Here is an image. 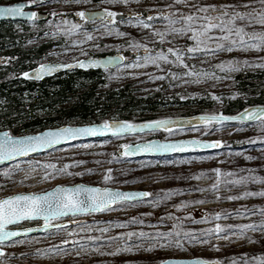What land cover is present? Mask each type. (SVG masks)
<instances>
[{"label": "rangeland", "instance_id": "obj_1", "mask_svg": "<svg viewBox=\"0 0 264 264\" xmlns=\"http://www.w3.org/2000/svg\"><path fill=\"white\" fill-rule=\"evenodd\" d=\"M14 1L21 0H0L2 3ZM22 1L27 2V0ZM36 2L39 4L36 7L39 12L48 16L43 26L50 28L42 35L29 39L26 46L50 39L63 38L66 41L63 45L50 49L41 62H69L91 57L92 51L103 46L105 50L117 48L116 52L125 56L123 64H132L137 55L140 57L144 55L143 48L136 46L137 41L140 44H148L152 54H155L157 49L166 52L169 47L183 48L195 42L190 38L191 33L185 35L170 33L162 43L157 33L153 31V29L164 30L167 27L162 17L150 21L151 27L146 28L135 22L128 23L127 14L138 13L141 18L149 22L147 17L156 12H169L176 8L186 12L189 10V5L198 7L200 4L243 5L246 0H186V3H176V0H127V3L123 0H36ZM166 5L174 7L169 9L165 7ZM248 7L259 8V0L249 4ZM96 8L111 9L118 15H124V18H116L113 24H108L102 19L92 20L85 25L82 22L80 23L82 29L79 32L69 36L57 31L53 35L57 26L66 27L63 23L65 19L77 22L74 16L78 10H99ZM53 12L56 15H53ZM132 19L135 20V17ZM121 20L126 22L121 23ZM29 25L31 28H37L35 21ZM101 25H107L113 34L98 35L106 30ZM252 27L257 29L261 26L257 24ZM15 29L20 30V27L17 25ZM85 30L93 33V39L86 40L83 44H74L72 42L74 39L84 37ZM116 30L126 35H116ZM119 47L124 48L128 53L120 51ZM232 51H238L244 57L260 55L259 50L249 47L234 48L231 51H212L208 54L200 51L185 56L193 63L189 67L194 66L193 70L197 73L203 70L211 74L207 76L183 75L187 69L179 64H173L172 55L169 56L168 61L160 62L158 65H144L141 59L140 67L119 65L107 69L105 73L109 84L130 83L138 93L158 90L159 84L166 85L167 89L164 90L166 93L200 87L208 90L213 87L217 89L224 87L228 81L206 70L211 62H216L219 57L232 55ZM194 63H199L201 66L196 69ZM248 67L259 66L250 64ZM171 72L177 73V77L173 78ZM150 76L157 78L151 79ZM193 80L199 82H192ZM176 112L169 110L164 114L165 116L151 119L185 116ZM206 113L212 114V112ZM254 122L257 121L218 122L211 123L210 126L180 128L168 132L77 141L1 165L0 170L11 167L12 171L9 176H5L0 171V198L19 192H41L57 184L76 182L142 190L152 196L132 202H118L101 213L54 219L53 224L62 222L66 224L0 244V247L5 249L4 253L0 254V264H156L166 258L193 257L219 259L221 264H264V229L259 226L264 220V215L260 212V209L264 208V196L240 195L245 191L259 192L264 189V181L254 179L255 176H264V140L255 139L257 136H264V128L255 127ZM153 137L161 139L196 137L222 141V143L209 151L173 154L166 157L131 159L118 153L124 144ZM239 139L255 140L242 143L238 147L233 146V142ZM249 156L253 159H248ZM72 161H83V163L73 164ZM17 163L19 167H16ZM47 163L55 164L58 169L64 164H68L69 167L58 175L52 173L51 179H45L43 173L51 171L46 168ZM216 168L222 170L219 173L218 184V174L213 171ZM109 169H111L110 173H108ZM106 174L111 176L110 180H104ZM241 177H249V179L236 183L235 181ZM213 184H217L215 190L211 187ZM181 204L183 206L178 207ZM245 208L250 211L245 212ZM216 213L220 214L219 218ZM249 223L257 224V228L232 227L230 230L223 229L218 234L214 230L211 234L205 231L215 224L235 226ZM41 224V220H36L28 224L21 223L15 228ZM104 228H107V231H103ZM81 229L86 230L81 231ZM157 229L161 232L171 230L172 235L167 238L157 236ZM177 231L180 232L179 236L176 235ZM129 232L133 233L131 237L118 235ZM140 232L149 235L140 236ZM90 237L97 239L92 240L89 239ZM177 239L181 241L180 246L175 243ZM64 241L67 243H63ZM53 248L56 250L52 251ZM117 248L121 251L117 252ZM128 248L132 250H126Z\"/></svg>", "mask_w": 264, "mask_h": 264}, {"label": "snow or ice", "instance_id": "obj_2", "mask_svg": "<svg viewBox=\"0 0 264 264\" xmlns=\"http://www.w3.org/2000/svg\"><path fill=\"white\" fill-rule=\"evenodd\" d=\"M127 3V0H123ZM256 2V0H246L243 5L236 4H200L198 7L189 5L188 11H183L176 8L174 11L169 12H156L154 15L145 19L141 18L138 13H130L128 23L135 22L136 24H142L146 28L151 27L150 21L156 17H162L167 27L164 30L153 29L157 33L158 39L163 43L170 33H176L179 35H185L191 33V39L195 42L193 45L186 47H169L167 51L155 50V54H152V50L148 44H140L138 41L135 42L138 48H143L144 55L140 57L137 55L136 60L132 64H123L122 56L108 57L107 60H74V64L81 68H89L91 66L102 64L107 70L110 65L118 64L120 67H140V61L143 60L144 65H158L160 62L169 60V56L172 55V63L183 65L187 71L183 75L189 76H207L210 73H205L203 70L197 73L193 70V67H189L185 63L184 57L186 55L195 54L203 51L206 54L212 51L228 50L231 51L233 48H253L262 49L264 48V0H259V8H249L248 5ZM28 4L36 3V0H27ZM176 3H186V0H176ZM25 7L24 3H13L8 5L0 6V17H28L29 19L38 16L36 12L23 11ZM169 9H172L173 5H166ZM53 15H56L53 12ZM76 16L83 20H95L97 17H103L108 24H113L118 13L111 9H103L101 11L89 12L84 9H80L75 13ZM135 17V20L132 19ZM238 20H246L247 24H238ZM121 23L126 21L121 20ZM63 23L66 25L64 28L57 26V29L53 32V35L57 31L63 32L65 35H72L73 33L79 32L82 29V25L78 22H73L65 19ZM260 25L259 29L252 27L253 25ZM105 27V32L98 35H112L113 31L107 28V25H101ZM116 35H126L119 30L115 31ZM93 39V33L84 31V37L81 39H74V44H83L86 40ZM214 45V47H210ZM95 46V45H93ZM248 60L245 59L242 64L248 66ZM72 64L67 63H41L35 69L30 71L21 72L20 75L23 77L32 78L31 74H34V78L40 79L45 74H51L56 69L69 68ZM264 66V65H261ZM215 67L227 70L237 71L241 67V62L235 58L221 61ZM127 75H136L137 73H126ZM173 78L177 77V73L171 72ZM151 79L157 77L150 76ZM192 82H199L193 80ZM215 96V94H213ZM219 99V97H216ZM197 120L203 121L206 126H210V122L216 121H258V126L264 128V106H252L243 109L241 113L236 115H224V114H202L196 117ZM188 123L189 121H184ZM176 123L171 118H161L157 120L147 121L140 124L133 123L131 121H116V120H103L100 123H91L83 125H71L64 124L59 127H49L43 131L36 132L30 135H13L9 131L0 133V161H6L13 157L21 155H27L28 153L34 152L38 149H48L55 147L61 141H69L75 138L88 137L101 132H110L116 135L122 134L125 131H135L136 129H155L164 128L166 131H171L168 128L169 124ZM182 127V125H181ZM256 140H264V136L255 137ZM103 142V141H102ZM222 141H201L196 138L181 141H150L147 144H137L134 147L128 144H124L122 147L125 149V155L130 154L132 151H144V152H168L173 151L179 147H193L203 148L211 147L213 145H219ZM248 159H253L249 156ZM35 163V162H30ZM71 163H83V161H72ZM16 167H19L17 163ZM68 164H64L61 168H57L55 164L47 163L46 168L51 171H45L43 176L45 179H51L52 173L60 174L67 170ZM5 176L11 174L12 168L6 167L2 170ZM91 171V170H89ZM218 174L217 184L219 183V173L221 169H213ZM111 169L108 170V173ZM71 174V173H69ZM111 176L106 174L104 180H110ZM249 179V177H241L236 180V183L242 182ZM255 180L264 181V176H255ZM217 184H213L211 187L215 190ZM171 192L172 190H168ZM168 193H165L167 195ZM150 193L145 191H120L109 187L92 186L84 183H77L73 185L57 184L50 190L41 192H28L8 195L4 198H0V244H3L6 239L15 237L17 233L9 229V225L13 222H18L26 218L30 219L33 217L43 218L44 229L59 228L61 225L53 224L52 221L57 218L66 216L67 214H79L88 212H100L102 210L109 209L112 205L118 202H131L133 199L143 198L149 196ZM241 196H264V189L259 192H242ZM234 199L235 197H228ZM183 205H178L182 207ZM245 212H249V209H244ZM262 215H264V208L260 209ZM219 218V213L215 214ZM135 219V218H133ZM264 229V220L259 225ZM232 227H239L240 229H256L257 224H241V225H221L215 224L213 227L206 229L208 234H211L213 230L215 233H220L223 229H231ZM86 229H81L84 231ZM91 230V229H87ZM25 232L30 229H24ZM75 231V229H73ZM103 231H107L104 228ZM119 236L127 235L131 237L133 233H120ZM140 236L149 235L148 233L140 232ZM157 236L170 237L172 231L161 232L159 229L156 230ZM179 236L180 232H176ZM187 235V233L185 234ZM194 239V237H189ZM89 239L95 240L96 237H90ZM112 239V238H107ZM167 242V240H165ZM63 243H67L64 241ZM177 246L181 245V241L177 239L175 241ZM152 245H150L151 247ZM55 251L56 249H51ZM131 251L132 249H126ZM5 249L0 247V254H3ZM42 252L43 250H37ZM117 252L121 251L120 248L116 249ZM79 255V253H77ZM159 264H221L219 259L209 260L195 258L191 260L183 259H168L161 260Z\"/></svg>", "mask_w": 264, "mask_h": 264}, {"label": "trees", "instance_id": "obj_3", "mask_svg": "<svg viewBox=\"0 0 264 264\" xmlns=\"http://www.w3.org/2000/svg\"><path fill=\"white\" fill-rule=\"evenodd\" d=\"M30 23L0 21V55L5 57L0 63V130L7 129L13 135L105 119L140 121L165 116L169 110L177 111L178 115L201 112L235 114L247 106L264 104V66H261L264 65V48L259 49V56L244 57L238 51H232V55L211 62L206 71L226 79L228 84L210 90L200 87L166 93V85L159 84L158 90L138 93L130 83L109 84L106 69H73L41 79L23 77L21 72L41 63L50 49L66 42L59 38L26 46L29 39L42 35L50 28L43 26L44 20L36 22V29L31 28ZM237 23L247 24L246 20H238ZM17 25L20 30L15 29ZM116 50H105L99 46L90 55L112 54ZM119 50L126 52L121 47ZM233 58L241 62L239 70L227 71L215 67L221 61ZM184 59L188 66L193 65L186 57ZM245 59L249 62L248 66L259 67L243 66ZM194 64L196 69L201 66ZM254 126L258 127V121L254 122ZM254 140H235L233 146Z\"/></svg>", "mask_w": 264, "mask_h": 264}, {"label": "water", "instance_id": "obj_4", "mask_svg": "<svg viewBox=\"0 0 264 264\" xmlns=\"http://www.w3.org/2000/svg\"><path fill=\"white\" fill-rule=\"evenodd\" d=\"M13 3H24L25 4V7H24L23 11H26V12H33L34 11L33 9H31L30 5H28V3L26 1H22V0L21 1H14V2H10V3H2V2H0V6H2V5H8V4H13ZM101 10L102 9H99V10H87V11H89V12H95V11H101ZM123 16L124 15L120 14V15H117L116 18L119 19V18H122ZM127 16H129V14H127ZM46 17H47V14L46 13L38 12V16L36 18L37 19H41V18H46ZM101 18H103V17H97L96 19H101ZM32 19H29L28 17H21V16H16V17H0V21H2V20L22 21V20H32ZM112 56H122L124 58L122 60V63L125 60V56L123 54H121V53L104 54V55H99V56H94V57H85V58H80V59H77V60L94 59V60H102L103 61V60H107L108 57H112ZM2 59H3V57H0V63H1ZM41 63H52V64H55V63H67V64H72L73 65L72 67H69V68L56 69L53 73H51V74H45L41 78L47 77V76H52V75H55V74L60 73V72L71 71L73 69H105L102 64L95 65V66H91L89 68H81L78 65H75L74 64V61H69V62H41ZM41 63H39V64H41ZM39 64H37L36 66L28 69L27 71H30L31 69L37 68L39 66ZM117 66H119V65L118 64H113V65H110L109 68H115ZM31 76H32V78H34V74H31ZM252 106H264V104H257V105H252ZM252 106H247L244 109L249 108V107H252ZM242 110H240L237 113H241ZM237 113H235V114H224V115H236ZM202 114H207V113H195V114H189V115H185V116L167 117V118H171L172 121L176 122V123H173V124H169L168 125V128L171 129V130H173V129H180V128H188V127H201V126L205 125V123L203 121L197 120L196 117H198V116H200ZM215 114H218V113H215ZM159 119H161V118H159ZM108 120L130 121V120H127V119H108ZM152 120H157V119L143 120V121H137V122L131 121V122L140 124V123L147 122V121H152ZM184 121H189V122L188 123H185ZM221 122L225 123V122H239V121H221ZM244 122H250V121H244ZM91 123H100V122H88V123L71 124V125H83V124H91ZM211 123H218V122L213 121V122H210V124ZM181 125H182V127H181ZM59 126H61V125H59ZM59 126H54V127H59ZM46 128H49V127H46ZM46 128H44V129H46ZM44 129L39 130V131H36V132L43 131ZM5 131H8V130L7 129H1L0 130V133H3ZM159 131L168 132L164 128H155V129H144V130L136 129L135 131H125L124 133L119 134V135H116V134H113V133H110V132L96 133L95 135H91V136H88V137H80V138H75V139L69 140V141H61L55 147H52V148H48V149H38V150H36L34 152L28 153L27 155H21V156H18V157H13V158H11L9 160H6V161H0V166L1 165H4V164H7V163H10L12 161L18 160V159H22V158H26V157H30V156H34V155H38V154H42V153L47 152V151H49V150H51L53 148H57V147H60V146H64V145L73 143L75 141L93 140V139L104 138V137L139 135V134L159 132ZM36 132L19 134V135H16V136H20V135H30V134H34ZM192 138H196V137H183V138H174V139H161V138H158V137H153V138H150L148 140H140V141H137V142H131V143H128V145L134 147L137 144H147L150 141H160V142H163V141H181V140H189V139H192ZM196 139L201 140V141H217V140H207V139H203V138H196ZM215 146H217V145H213L211 147H203V148L179 147V148H177V149H175L173 151H168V152H144V151H135L134 150V151H132L128 155H125L124 154L125 153V149L122 147L120 150H118V153L120 155H123V156H125L127 158H131V159H133V158H141V157H150V156L151 157H165V156H170V155H173V154L182 155V154H187V153H191V152H195V151H197V152H199V151L200 152H202V151H209L212 148H214ZM77 183H82V182H76L74 184H77ZM84 184H86V183H84ZM66 185H73V184H66ZM89 185H92V186H100V187H109V188H113V189H118L120 191H142V190H134V189H121V188H118V187H111V186H101V185H93V184H89ZM50 189H47V190H50ZM19 193H28V192H19ZM14 194H18V193H14ZM144 198H146V197L133 199L132 201L142 200ZM113 206L114 205H112L110 208H112ZM106 210H108V209H106ZM103 211H105V210H102L100 212L79 213V214H75V215H83V214H90V213H101ZM75 215H73V214H67L66 216H63L61 218H67L69 216H75ZM36 220H41L42 221V224L41 225H43V218L42 217H33V218H30V219L26 218L24 220H21V221H18V222H13L12 224H10L8 226L9 229L12 230V231H15L17 233V235L15 237H10V238L6 239L4 243H7V242H9V241H11V240H13L15 238L23 237V236L30 235V234H34V233H38V232H43V231L49 230V229H54L52 227H50L48 229H44L43 227H41V225L28 226V227H23V228H15L17 225H19V224H21L23 222H30V221H36ZM55 224H59L62 227L66 223L65 222H62V223H55ZM24 229H30V231L25 232ZM195 258H201V257H193V258H166V259H163V260H168V259L191 260V259H195ZM201 259H203V258H201ZM156 264H159V262L156 263Z\"/></svg>", "mask_w": 264, "mask_h": 264}, {"label": "flooded vegetation", "instance_id": "obj_5", "mask_svg": "<svg viewBox=\"0 0 264 264\" xmlns=\"http://www.w3.org/2000/svg\"><path fill=\"white\" fill-rule=\"evenodd\" d=\"M28 5H30V7H31V9H33L36 13H38L39 12V10L36 8L39 4H38V2H36V3H33V4H28ZM96 9H99V8H96ZM103 10V9H102ZM48 17V16H47ZM46 17V18H47ZM75 18H76V20H77V22H79V23H82L83 25H85V24H88V22H91L92 20H83L82 18H80V17H78V16H74ZM46 18H41V19H37L36 17L35 18H33L32 20H23V21H30V22H33V21H35V22H39V21H41V20H45ZM122 18H124V17H122ZM102 20H104L103 18H101ZM101 20V21H102ZM105 21V20H104ZM19 22V21H18ZM106 23H107V21H105Z\"/></svg>", "mask_w": 264, "mask_h": 264}, {"label": "bare ground", "instance_id": "obj_6", "mask_svg": "<svg viewBox=\"0 0 264 264\" xmlns=\"http://www.w3.org/2000/svg\"><path fill=\"white\" fill-rule=\"evenodd\" d=\"M0 57H3L2 61L5 59V57H4V56H2V55H0ZM2 61H1V62H2Z\"/></svg>", "mask_w": 264, "mask_h": 264}]
</instances>
